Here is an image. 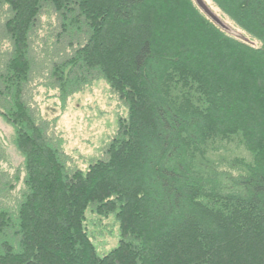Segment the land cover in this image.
I'll return each instance as SVG.
<instances>
[{
	"label": "trees",
	"instance_id": "16d2710c",
	"mask_svg": "<svg viewBox=\"0 0 264 264\" xmlns=\"http://www.w3.org/2000/svg\"><path fill=\"white\" fill-rule=\"evenodd\" d=\"M171 1L185 7L205 40L241 58L229 63L209 49L223 65L204 68L185 53L201 55L185 37L174 46L169 37L159 42L153 0H0V33L8 43L0 46V118L21 158L12 175L0 169V264H226L222 253L238 264H261L250 242L240 260V249L217 241L231 224L264 251V135L252 141L250 129L224 118L222 103L228 100L232 113L246 102L233 92L249 87L222 82L219 70L227 64L229 74L247 73L253 81L264 73V0H204L257 46L227 34L229 27L215 24L193 0ZM45 8L57 20L51 46V24L39 21ZM241 59L255 68L243 71ZM34 65L48 75L43 87L55 91L60 109L98 80L126 108L101 156L84 170L64 152L57 118L41 116L27 102ZM262 85L252 89L259 103L252 102L264 111ZM3 147L0 141V162ZM124 157L121 167L115 164ZM86 208L118 222V245L103 255L83 225ZM167 236L160 246L157 239ZM45 237L54 241L44 243ZM174 247L179 253L169 257L166 250Z\"/></svg>",
	"mask_w": 264,
	"mask_h": 264
},
{
	"label": "rangeland",
	"instance_id": "374dc122",
	"mask_svg": "<svg viewBox=\"0 0 264 264\" xmlns=\"http://www.w3.org/2000/svg\"><path fill=\"white\" fill-rule=\"evenodd\" d=\"M148 1H150L149 3H152V0ZM154 1L158 2V4L155 7L156 11L154 13L152 29L154 30L156 40H158L159 42H162L165 37H169L170 39H172L171 45L174 46L177 40L180 41L185 37V40H187L195 50L201 51V55L197 56V54L194 53V50L193 52H190L187 48L184 49L185 53H190V56H192V58H194L198 62L202 61V67H204V63H218L220 65H223L222 56L220 58H217L214 55L215 52L217 54L223 55L224 58H226L227 56L226 61L229 63L230 59L232 60V58H241L240 56L239 58H237L238 55L235 52L225 50V47H223L220 43L218 44L219 46H217L216 43L211 44L212 41L205 40L203 36L200 35V32L195 31V28L190 25V20H188L186 17L184 6L182 7L180 5L178 6V8L175 6L176 3L171 0H153V2ZM157 6H159V8ZM50 16L51 18H49ZM222 19L224 23L229 27L227 30V34L234 36L240 40L248 41V43L253 46H257L256 42L250 41L248 38H246V35L236 27L232 26L226 18ZM39 21L41 22L40 24H44L45 27L51 24L52 34L48 35L50 39L47 40V42H49L47 43L48 46H51V43L55 40L53 35L56 32V29L53 24H57L56 16L50 9L48 10L47 8H45L42 16H40L39 18ZM0 26H2V24H0ZM7 44L8 43L2 35L0 39L1 48L7 47ZM61 47L62 45L58 46L59 49H61ZM213 48L215 49V52H206L207 50ZM161 55L164 56V54ZM253 57L255 58V56ZM241 60V64L243 66L241 68L243 71L246 69L248 71V69H250L249 67H251V69L255 68L253 65H251V63L253 62L250 63V61L248 60ZM227 67V64H225L226 69ZM225 68L219 69L221 73H224L222 82H244L248 85L249 91L247 93H242L238 90L235 94L233 92V98H246V102L237 103L231 108L232 113H229V110L227 109L230 108H226V106H228L226 105V103H229V101H224L222 105L225 106V110L222 111V114L228 121L230 120L237 125H240L246 129H250L254 133H252L251 136L252 141H255L256 139H258V137L264 135V120H261V117L264 119V111L262 110L263 105L261 106L260 104L255 103L253 104V100L256 103L259 102H257V98L254 96L252 89H254L255 87H259V89H261V84H263L262 87L264 86V80L262 81V79L264 78V73L262 71L261 73L258 72L257 76L260 77L253 81L249 78V76H247V73L243 72L244 74L242 75H240L241 73L229 74L227 72L228 70H226ZM204 72L206 73V69H204ZM41 74L43 73H41L40 67L38 65H34L32 73L33 77L31 78L30 85V95L29 97L27 96V102L33 109L38 110L41 116L48 119H52L54 117L57 118L54 124V130L57 137H59L63 143L62 147L64 152L72 158L73 164H75L78 168L84 170L89 161L97 159L101 156L104 145L107 143L108 138L113 134L117 126V117L125 116L126 108L109 91L107 85L102 80H98L83 88L82 91L76 92L72 96L68 97L65 105L60 109L59 102L55 97V91L43 87V85L47 82L48 75L45 74L44 76H41ZM260 81L262 82L261 84ZM227 89L228 87L226 88V90ZM251 97L254 98L251 99ZM259 97L260 99L264 100V91H262V95H260ZM247 116L252 117L253 121L250 122L247 119ZM141 118L143 117H138V119L140 120ZM11 134V128L0 118V141L4 146L3 151L5 156L4 161L0 162V169L5 171L9 175H12L14 173L21 159L11 145ZM125 160L126 159L124 157L122 158V160L120 159L115 162V164L121 167L124 163L123 161ZM128 160L130 161L131 158ZM101 179L106 180L107 178ZM10 193L12 192L10 191ZM83 216V225L98 255H103L118 245L119 226L113 214L99 216L91 211L90 208H86L84 210ZM134 216L137 219H141V216L137 210L134 212ZM215 223H217L218 226L223 225V222H220V220H216ZM225 225L227 227L230 226V229H224ZM225 225H223V229H221V239L218 240L217 243H221L225 247L228 246L229 250H232L234 252L240 249L238 250V256L240 260H242L243 257L248 256L245 249L248 248L247 243L250 242L249 249L253 253H257V262L263 264L264 251L262 252L260 244L252 240L248 236L240 238L239 235H242V233H240L241 231H235L234 226H232L231 224ZM142 226L145 227L144 223H142ZM227 234H230V236L233 235V237L229 239V236L227 237V239H223ZM168 239H170V236H167L163 239L161 237L157 240L159 242V245L161 243H163L164 245V243L168 242ZM50 241L52 243L54 239L45 237L43 240L44 243H49ZM175 244H177L176 247L180 248V245H178V241ZM176 247L172 249L170 248V250H166V253L169 257L177 256V253L179 252L174 251ZM221 257L224 258L223 261L226 264H238L236 260L232 259L233 257L232 255H230V253H222ZM183 262L185 264H193L190 260H184ZM183 262L176 263L175 261V264H184ZM44 264H57V262H44ZM59 264L63 263L60 262Z\"/></svg>",
	"mask_w": 264,
	"mask_h": 264
},
{
	"label": "water",
	"instance_id": "95a60500",
	"mask_svg": "<svg viewBox=\"0 0 264 264\" xmlns=\"http://www.w3.org/2000/svg\"><path fill=\"white\" fill-rule=\"evenodd\" d=\"M196 6L202 11L204 15H206L210 20H212L215 24L220 26L223 29H227V27L223 24V22L210 10L204 0H193Z\"/></svg>",
	"mask_w": 264,
	"mask_h": 264
},
{
	"label": "bare ground",
	"instance_id": "6f19581e",
	"mask_svg": "<svg viewBox=\"0 0 264 264\" xmlns=\"http://www.w3.org/2000/svg\"><path fill=\"white\" fill-rule=\"evenodd\" d=\"M208 2V0H206Z\"/></svg>",
	"mask_w": 264,
	"mask_h": 264
}]
</instances>
